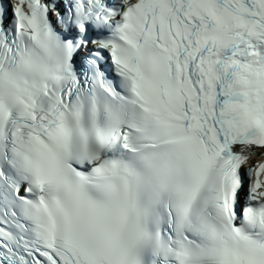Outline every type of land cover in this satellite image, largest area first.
<instances>
[{
    "label": "snow or ice",
    "instance_id": "1",
    "mask_svg": "<svg viewBox=\"0 0 264 264\" xmlns=\"http://www.w3.org/2000/svg\"><path fill=\"white\" fill-rule=\"evenodd\" d=\"M0 264H264V0H0Z\"/></svg>",
    "mask_w": 264,
    "mask_h": 264
}]
</instances>
